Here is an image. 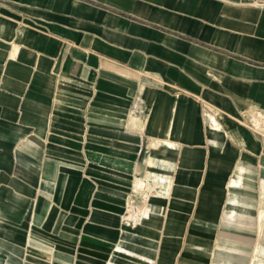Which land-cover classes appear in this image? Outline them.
I'll list each match as a JSON object with an SVG mask.
<instances>
[{
	"label": "crops",
	"instance_id": "1",
	"mask_svg": "<svg viewBox=\"0 0 264 264\" xmlns=\"http://www.w3.org/2000/svg\"><path fill=\"white\" fill-rule=\"evenodd\" d=\"M255 1L0 0V264H131L175 224L264 264Z\"/></svg>",
	"mask_w": 264,
	"mask_h": 264
},
{
	"label": "rangeland",
	"instance_id": "2",
	"mask_svg": "<svg viewBox=\"0 0 264 264\" xmlns=\"http://www.w3.org/2000/svg\"><path fill=\"white\" fill-rule=\"evenodd\" d=\"M171 185L172 187L170 186V188L172 189L173 184ZM133 189L134 197L131 198L128 203L131 213L136 212L135 210L137 207L146 204L148 195L146 196V194H142L143 191H147L148 189L155 190V194L157 195L158 192L162 193L163 191L167 190V184L155 182L150 184V187H148L147 184L136 183L134 184ZM135 217L136 216L132 215L130 219H127V221L130 223V226H134L133 219ZM174 218L175 216H172V221H174ZM180 226L181 228H179ZM182 226V224L172 225L170 231L165 232L167 238L165 245H163V232H159L161 234V238L158 239L157 237L154 242V246L149 248L150 252L152 251L150 254L151 256L145 258L144 260H140L142 256L135 254V256L131 257V264H198V231L189 229V225H187V229H182ZM35 244L37 245L38 242ZM46 248L52 249L50 246H46ZM33 250L34 247H26L24 255L26 254V256L29 257L30 255L28 252H32ZM114 251L115 254H122V252L117 249H114ZM46 256H48V258ZM40 258L41 260L38 263L28 261L26 263L22 262V264H51L49 262H45V260L49 259V255L42 253V257ZM110 263L113 264L112 262Z\"/></svg>",
	"mask_w": 264,
	"mask_h": 264
},
{
	"label": "built area",
	"instance_id": "3",
	"mask_svg": "<svg viewBox=\"0 0 264 264\" xmlns=\"http://www.w3.org/2000/svg\"><path fill=\"white\" fill-rule=\"evenodd\" d=\"M252 3H253V5H254L256 8H258V9L264 11V0H257V1L252 2Z\"/></svg>",
	"mask_w": 264,
	"mask_h": 264
}]
</instances>
